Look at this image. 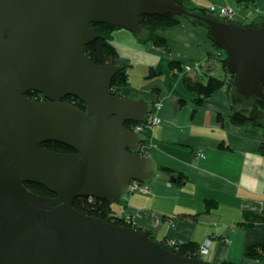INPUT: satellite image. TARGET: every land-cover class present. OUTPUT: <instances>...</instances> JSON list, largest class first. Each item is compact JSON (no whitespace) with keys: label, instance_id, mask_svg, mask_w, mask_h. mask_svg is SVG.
Wrapping results in <instances>:
<instances>
[{"label":"water","instance_id":"obj_1","mask_svg":"<svg viewBox=\"0 0 264 264\" xmlns=\"http://www.w3.org/2000/svg\"><path fill=\"white\" fill-rule=\"evenodd\" d=\"M162 14L208 29L227 57L231 101L264 128V19L244 27L173 0H0V264H212L72 206L80 196L113 204L130 181L148 185L158 174L156 159L143 153L146 135L125 126L151 113L153 94L112 92L125 65H95L85 46L96 37L91 24L138 39L146 35L141 16ZM31 91L45 99L28 98ZM46 141L73 152L44 150ZM24 182L56 196L34 194Z\"/></svg>","mask_w":264,"mask_h":264},{"label":"crops","instance_id":"obj_2","mask_svg":"<svg viewBox=\"0 0 264 264\" xmlns=\"http://www.w3.org/2000/svg\"><path fill=\"white\" fill-rule=\"evenodd\" d=\"M189 2L203 5L202 0ZM252 2L246 8L230 0H211L208 5L229 3L240 17L249 10V21L257 22L264 16V0ZM157 33L166 39L165 46L140 42L128 29L112 32L116 62L126 65L128 72L129 85L120 93L129 97L146 91L162 104L161 122L144 132L148 140L143 144V153L156 159L158 174L148 192L124 194L117 202L124 210L115 211L128 214L157 242L170 237L199 246L209 240L203 258L212 264H264V259L245 253L248 246L264 245L263 128L230 121L239 108L226 85L199 102L197 91L186 89L184 76L204 82L208 75L225 77L219 61L212 58L218 51L204 26L181 18ZM172 60L181 63L182 71L168 69ZM184 64L191 70H183ZM150 67L161 74L146 79Z\"/></svg>","mask_w":264,"mask_h":264},{"label":"trees","instance_id":"obj_3","mask_svg":"<svg viewBox=\"0 0 264 264\" xmlns=\"http://www.w3.org/2000/svg\"><path fill=\"white\" fill-rule=\"evenodd\" d=\"M175 3L179 5H183L189 10H193L195 12H198L200 14H211L208 10V8L202 6V7H197V6H188L186 4L187 0H173ZM237 5L245 7L248 6L249 4L253 3L252 0H233ZM213 15V14H212ZM215 15V14H214ZM181 17L178 16H173L169 14H162V15H148V16H141L140 20V26L146 30V35L142 38H138L140 42L143 43H149L152 42L154 45H166V39L162 35H158L157 30L159 28H164V27H170L171 25H175L179 23ZM189 23H193L195 25L196 22L194 20H190L188 18H185ZM264 19V16L255 21H250L249 23H241L242 26L246 27L248 25L250 26H257L261 20ZM116 28H120L119 26H112L110 24H103V23H94L91 24L90 30H92L93 33L96 34L95 39L93 42L88 43L85 46L86 52L89 55L92 63L95 65H101V66H106V65H117V51L115 50V47L112 43L111 37H112V32L116 30ZM207 30V36L209 34L208 29ZM209 37V36H208ZM216 50L218 51V55L216 54L215 57L219 63L223 71L225 72V77L220 78L218 76H212L208 75L207 78L205 79V82L202 80L194 79L191 80L189 77L184 76L183 81L185 82V87L189 91H197L199 94L197 102H199L202 98H205L206 96L211 95L213 92L216 91L217 88L226 85L227 89L232 92V88L230 85L231 81V73L229 71V68L227 66V57L225 55L224 50L219 49L216 47ZM126 65L117 72V74L111 79V88L110 90L114 93H120V88L126 87L129 85L128 83V72H126ZM168 69L169 70H176V71H182V65L179 61L172 60L171 62L168 63ZM146 75V79H151L152 77L161 74L160 71H154L152 67L148 68ZM157 90L156 88H153L152 91ZM26 96L30 99H33L35 101H41L43 100V96L39 94L36 91H31L26 94ZM154 97V95H153ZM64 100L69 101L72 103L74 106L80 107L81 109H84V106L82 102L75 96H65ZM155 99H153V102ZM239 109H236V111L232 114H230V121L233 123L239 124L240 122L244 121H249L252 123H255L254 121H250L248 118V113H249V108L242 105V104H235ZM259 109L264 108V103H258ZM128 123V122H126ZM125 123V126L127 127ZM135 124L132 122V125ZM264 131V128H263ZM264 143H262L263 146ZM262 152L264 151L262 149ZM41 147L45 150L53 151V152H73L72 149L68 145H63L59 142H54V141H46L41 144ZM165 172L168 171L167 168H164ZM178 178V176H177ZM24 186L27 187L29 191H31L34 194H38L41 196H50L54 197L52 192L46 190V188L40 184L37 183H31V182H24ZM211 205H214L213 203ZM72 206L78 211L81 212L85 215L88 216H94L100 219H104L108 222L111 223H116L119 225H128L132 227H139L142 229L139 225H137L134 221L132 220H127L125 218V215H120L117 214L115 209L113 208L112 204H109L106 200H99L96 198H89V197H83L80 196L78 198H75L72 202ZM199 215V214H196ZM196 215H192L195 217ZM149 232V231H148ZM150 234V232H149ZM152 236V235H151ZM153 238V237H152ZM169 238H164L159 241L161 245H163L165 248L168 250L170 249L173 253L177 255H184L187 257H198L199 256L196 254L198 251L199 246L194 244L193 242H180L178 243L175 239V244L171 245L169 243ZM173 239V238H172ZM245 253L247 256L250 258H255V259H264V245H252L246 247ZM218 264H234L229 261H224L222 263Z\"/></svg>","mask_w":264,"mask_h":264},{"label":"built area","instance_id":"obj_4","mask_svg":"<svg viewBox=\"0 0 264 264\" xmlns=\"http://www.w3.org/2000/svg\"><path fill=\"white\" fill-rule=\"evenodd\" d=\"M209 12L211 14H215L217 17L221 18L222 20H227L230 22L240 21L243 23H249L248 15H245L244 17H240L239 13H237V10L233 8L232 6L229 5H213L208 8ZM257 12V11H256ZM237 15V17H236ZM219 53L217 52V55ZM185 71L191 70V65L190 64H185L184 68ZM175 72H178L175 70ZM162 104L160 101H155L153 102L152 106V111L151 113L147 114V116L144 118L142 122L135 123L132 127L135 132L142 133L145 132L146 130L152 129L155 125L159 124L161 122V118L158 115V111L161 109ZM262 149L264 150V144L262 146ZM198 155L203 156L202 153H199ZM148 185L146 183H141L139 181L133 180L128 183V185L125 188L126 193H134L135 191L137 192H148ZM125 218L127 220H131L130 216L128 214H125ZM169 243L171 245L175 244V240L172 238H169ZM208 241L202 243L199 248H198V254L200 258L202 256L206 255L208 249Z\"/></svg>","mask_w":264,"mask_h":264},{"label":"rangeland","instance_id":"obj_5","mask_svg":"<svg viewBox=\"0 0 264 264\" xmlns=\"http://www.w3.org/2000/svg\"><path fill=\"white\" fill-rule=\"evenodd\" d=\"M209 1H211V0H202V2H201V4H203L202 6H204V7H206V8H208L209 7ZM230 1H232V2H234L233 0H230ZM187 3L188 4H191L190 5V7L192 6V5H194V4H192L191 2H189V0H187ZM224 5H229V6H232V5H230L229 3H225ZM223 5V6H224ZM234 5L237 7V8H246L247 6H245V7H242V6H239V5H237L235 2H234ZM233 7V6H232ZM234 8V7H233ZM236 9V8H235ZM248 9V8H247ZM237 10V9H236ZM252 11H254L255 13H256V11L258 12V10H257V8L256 9H254V10H252ZM244 13H246L245 15H248V14H252L249 10H247L246 12H244ZM236 17H237V15H236ZM248 19H249V16H248ZM225 21H227V20H225ZM236 21V20H235ZM234 21V22H235ZM230 22V21H229ZM237 22H240V21H237ZM241 23H243V22H241ZM245 24V23H244ZM134 125V124H133ZM134 193H140V192H137V191H135ZM134 193H130V194H134ZM126 194V193H125ZM112 206H113V208L115 209V210H117V212H121V211H123L124 210V208H123V206L121 205V204H117V202H114L113 204H112ZM208 241V243H209V240H207ZM206 241V242H207ZM210 244V243H209ZM208 244V245H209ZM196 254H198V252L196 253ZM199 256V255H198ZM203 257V256H202Z\"/></svg>","mask_w":264,"mask_h":264},{"label":"flooded vegetation","instance_id":"obj_6","mask_svg":"<svg viewBox=\"0 0 264 264\" xmlns=\"http://www.w3.org/2000/svg\"><path fill=\"white\" fill-rule=\"evenodd\" d=\"M181 18H183V19H185L184 17H181ZM186 20V19H185ZM118 64V63H117ZM120 95H122L121 93H119ZM123 96V95H122ZM124 97V96H123ZM43 99H45V98H43ZM154 99V98H153ZM41 101H43V100H41ZM126 125H127V127H129L130 129L131 128H133L132 126V122H128V123H126Z\"/></svg>","mask_w":264,"mask_h":264}]
</instances>
